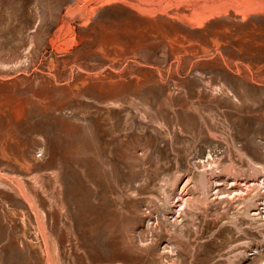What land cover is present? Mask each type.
<instances>
[{
	"label": "rangeland",
	"instance_id": "obj_1",
	"mask_svg": "<svg viewBox=\"0 0 264 264\" xmlns=\"http://www.w3.org/2000/svg\"><path fill=\"white\" fill-rule=\"evenodd\" d=\"M0 264H264V0H0Z\"/></svg>",
	"mask_w": 264,
	"mask_h": 264
}]
</instances>
